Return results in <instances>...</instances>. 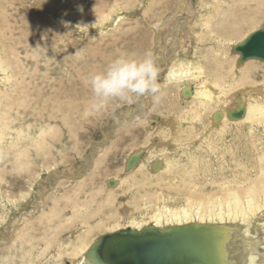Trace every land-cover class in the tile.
Returning a JSON list of instances; mask_svg holds the SVG:
<instances>
[{"label": "rangeland", "instance_id": "rangeland-1", "mask_svg": "<svg viewBox=\"0 0 264 264\" xmlns=\"http://www.w3.org/2000/svg\"><path fill=\"white\" fill-rule=\"evenodd\" d=\"M46 1H53L62 9L63 22L41 7L44 0L38 5L36 0H0V52L1 55H6L2 57L10 66L6 74L9 79L3 84L10 95L9 100L4 102L10 105V117L8 116L4 124L0 123V264L62 263L64 259L59 258L57 251L62 243L73 239L70 232L72 228L67 227L53 243L49 241L50 235L59 223L49 229L47 223L43 225L38 220L40 214L52 207L53 201L56 200L61 202L59 213L63 221L69 218L72 209H64L67 202L60 199L61 193H46L38 182L35 185V180L39 176L42 180L51 177L46 170L49 166L58 167V174H64L70 167H78L81 158L95 152V148L99 147V142H104L105 137L107 140L102 145L106 146L104 151H107H100L95 155V161L104 160V164L94 170V175L85 178L82 184L85 190L77 197L81 208L87 205L85 208L90 209V212L99 211L100 214L88 217L89 212L85 213L87 219L79 218L74 221V231L80 229L85 222H89L93 228L91 233L96 236L99 232L100 236L107 232L106 227L101 230L97 228L101 221L108 227L116 223L124 226L127 218L123 216L122 209L132 207L133 204L142 206L141 197L146 193L151 194L148 199L152 200V203L151 206L148 205V210L141 209L134 213L138 220L141 219L142 212L147 211L150 214L162 203L153 198L157 190L163 192L158 186L129 188L145 179L147 181V176L153 184L157 183L156 178L148 175L146 168H149V165L144 169L145 176L137 174L135 177L138 181L128 183L123 187V191L117 192L122 194L126 190L128 197H116L118 194L110 197L105 192L104 185L107 178L120 175L132 150L153 142L149 132L153 126L148 129L145 127L146 115L153 110V113L157 114L149 116L150 120L161 121L165 125L164 117H169L178 104L175 99L176 89H173L175 93L171 95L173 99L164 100L161 104H153V100L148 97L130 96L124 100L113 99L104 110L95 111L90 107L92 93L84 84V77L104 70L121 54L143 58L144 54L150 51L155 62L159 63L158 60L161 59L155 58V54L161 44L156 36L153 38V24L156 25L161 16H164V19L171 16L180 20L190 18L193 31L201 34L202 21L214 14L213 5L228 9L237 0ZM244 1L245 5L237 7L239 27L236 22L235 32H250L249 29H252L254 23L259 26L256 29L264 28V0ZM179 6L185 11L178 10ZM253 17L256 19L251 22L250 18ZM201 47L203 48L197 51L198 57L212 53L213 49H220L214 41L210 44L203 43ZM165 68V64L159 68L160 84L163 81L162 73H166ZM256 72L258 80L262 81L264 67ZM142 111L145 116L140 113ZM6 124L8 128L4 127ZM196 129L197 135L193 136V140L177 141L181 143L179 146L164 145L163 148L172 153L175 162L179 164V171L175 178L163 175L165 178L160 182L166 187L162 185L163 190H166L163 194L168 192L170 185H184L183 177L187 176V182L193 183L203 194H210L215 198L225 197L228 189L234 188L245 179L243 166L252 170L258 163L259 156L264 152V126L254 132H251L247 125L231 126L222 135L213 133L208 136L210 144L205 141L206 131L202 132L199 124ZM166 135L167 138H172L168 133ZM176 140L181 139L177 137ZM154 145L151 144V147ZM98 157L100 158L97 159ZM46 184L50 190V183ZM68 189L69 191H64V195L71 193L74 187ZM40 191H43V200L39 198ZM190 191L192 190L186 188L176 194L171 190L172 200L167 201V204L173 208L183 206L185 199L182 194L187 195ZM72 195L71 193V198ZM109 197L115 204H109ZM132 197H137L133 204ZM39 206H42L43 210L34 213L35 208ZM85 208L82 209L83 212H86ZM110 209L114 210L111 212ZM31 213L35 215L34 220H25L21 225L22 216H32ZM113 215L117 216L112 217ZM26 223L31 236L29 243L21 248L16 241L17 237L12 238L16 232L13 227L19 224L21 229ZM14 241L16 244L12 245ZM51 243L52 247L48 249L47 244ZM44 250L48 252L42 257ZM68 250L59 252L68 256L65 252L73 251L71 247Z\"/></svg>", "mask_w": 264, "mask_h": 264}, {"label": "bare ground", "instance_id": "bare-ground-1", "mask_svg": "<svg viewBox=\"0 0 264 264\" xmlns=\"http://www.w3.org/2000/svg\"><path fill=\"white\" fill-rule=\"evenodd\" d=\"M44 1L41 7L51 12L54 16L56 15L63 22L61 17L62 9L53 1L49 3L46 0ZM199 3L201 2L199 1ZM212 3L214 4V2ZM245 4L244 0H237L228 9L217 8L218 5L216 4V8L215 5L213 7L211 6L214 14L212 17L202 21L200 26L202 28L201 34L193 31V26H191L192 19L190 18H181L180 20V18L173 19L171 16L168 19H164L165 17L161 16L159 22L157 21L156 25H154L155 23L153 24V29L156 30H153V38L156 36L161 44L160 48L157 47L158 50L156 49L157 53L155 54V58L161 60H158L160 64H156L158 68L164 64L166 66L164 69L166 73H162L163 81L161 86L163 95L159 102L153 101V104H161L164 100H168L169 98L173 99L171 95L175 93L173 92L174 88L177 92L175 99L178 104L174 108V111L168 115L169 117H164L163 121L165 125L161 121L150 120L149 116L153 117L157 113H153V110L152 112L149 111V115H146L145 127L148 129L150 126H153L149 131L153 142L135 148L130 152L125 160L126 165L129 161L128 159L133 154L138 158L135 159L136 161H133V165L129 168L131 170H127L125 165L120 175L105 180L104 190L108 196L113 197L115 194H118L116 197L126 195V190L122 194L117 192L123 191V187L128 183L135 182V180L138 181L135 176L137 174L143 175L144 169L148 165L150 168H146L149 172L148 175L156 178L157 183L153 184L148 180L147 176V181L145 179L140 184L135 183V185L128 187L138 189L141 186L150 187L152 185L158 186L164 192L165 189L163 190L162 188L163 184L160 183L165 178L163 175L173 176L175 178V174L179 171V164L175 162L172 153H169L163 147H165L164 145L170 144H172V147L179 146L181 143L177 141L188 142L193 140V136L196 133L195 130H197V124L202 127V132L206 131V134H204L205 141L209 144L211 141L208 136L213 133L218 136L222 135L231 126L247 125L251 132H254L260 126H264V79L259 81L256 72L260 68L263 69L264 62L258 59H250L242 62L240 54L235 52V48L239 44H242L248 36L264 29H256L259 26L254 23L252 29H249L251 30L250 32H235V25L238 21L237 7H242ZM184 8H186V5ZM182 9L180 8L178 10L182 11ZM189 12H191V9H189ZM255 19V17L250 18L251 22ZM237 27H239L238 22ZM141 41L143 42L144 39ZM211 41H214L220 49H213L212 53H206L203 57H198V49L203 48L201 47L203 43L210 44ZM3 55L0 52V109L3 108L2 111L0 110V123L5 122L10 114L9 103H4L9 100L10 95L3 85L4 81L9 79V76L6 74L8 69L10 70V66L6 63L7 60L5 59V61L3 59ZM13 55H15L14 52ZM10 58L12 59V57ZM202 58H204L203 61L201 60ZM179 105L180 107H178ZM140 113L145 116L143 111ZM114 118L116 119V117ZM155 125L157 126L155 127ZM4 127H7V124ZM167 133L172 138H167ZM156 135L158 136L156 137ZM155 137L156 139H154ZM177 137H180L181 140H176ZM106 140L107 137H105L104 142ZM104 142H99V147L95 148V152L81 158L82 160L78 167H70L64 174H58L56 172L58 167L49 166L46 170L47 174H51V177L42 180L41 176H39L35 180V185L38 182L46 193H61L62 197L60 199L67 202L64 209H68V207L72 209V214H69V218L63 221V217L59 213L61 202L56 200L53 201L52 207L40 214L38 220L40 224L45 225L47 223V228L49 229H52L51 227L59 223L50 235V242H53L59 237L67 227L72 228L70 232L73 239L68 243H62L58 250L60 252H64V250L69 251L68 248L71 247L73 251L71 253L65 252L68 256H63L62 253L57 251L59 258L64 259L60 264H66L67 262L69 264H96L93 258L89 256L93 244L102 236L119 230L129 228L134 231H142L147 227L167 230L168 228L187 225L209 226L212 228L214 246L210 251L211 258L209 260L211 264H264V152L259 156L258 163L252 170L243 166L245 179L234 188L228 189L225 197L219 196L215 198L210 194H203L197 186L187 182L186 176L183 177L184 185H180V187L169 186L172 191L174 190L173 193L176 194H179V192L186 188L192 190L187 195L182 194L185 199L183 206L179 208L170 207L167 201L172 200L171 190L167 189L168 192L166 194L157 192V190L155 194L152 192L154 194L153 198L162 203L159 206L156 205L157 207L150 214L147 211L145 213L142 212L140 215L141 219L139 218L140 220H138L134 217V213L141 209L148 210V205L152 203V200L149 201L148 199L151 197V194L146 193L145 196L141 197L143 199L142 206L134 205L133 202L136 201L135 199L137 197L135 199L132 197L134 199L131 201L133 206L122 209L123 216L127 218L126 224L123 226L120 223H116L108 227L104 221H101L98 223L97 228L101 230V228L106 227L107 232L102 236L99 235L101 233L99 232V236H96L94 233H91L93 228L90 227L89 222L83 223L80 229L74 231V221H77L79 218L87 219L88 217H94L100 214L99 211L90 212V209L85 208L87 205H83L81 208V205L78 204L79 199L77 197H80L85 190V186L82 184L87 179L86 177L94 175V170L104 164V160H100V157L97 158L99 160L95 161V157H97L95 155H98L100 151H107H104L106 149V146L104 144L102 145ZM151 144L155 145L151 147ZM104 154L106 155V153ZM253 173L255 174L254 176L251 175ZM186 174L188 173L186 172ZM46 182L50 183V190L47 188ZM223 186L225 185L223 184ZM73 187L74 190L71 192L73 198H71V193L63 194L65 190L67 192L69 191L68 188ZM43 191H40L39 195L41 200H43ZM110 197L108 198L109 204L113 202V200L111 202ZM22 198L25 199V196L22 195ZM120 198L122 199L123 196ZM113 204L115 203L113 202ZM105 205H107L106 202ZM83 208H85L86 212H83ZM42 210V206L36 207L34 213ZM85 213L89 216L87 217ZM116 216L113 215L112 217ZM34 218V214L32 216H22L20 220L21 225L25 220L32 221ZM120 218L122 217L120 216ZM28 223L22 226L21 229L19 224H15L13 227L16 232L12 238L17 237L16 241L19 242L21 248L29 243L31 236L30 231H27L28 229L26 228ZM210 236L207 238H210ZM16 241L12 245H15ZM51 247L52 243L47 244L48 249ZM46 251H43L42 257L46 256Z\"/></svg>", "mask_w": 264, "mask_h": 264}, {"label": "water", "instance_id": "water-1", "mask_svg": "<svg viewBox=\"0 0 264 264\" xmlns=\"http://www.w3.org/2000/svg\"><path fill=\"white\" fill-rule=\"evenodd\" d=\"M235 52L242 62H264V29L248 36ZM135 159L138 158L134 154L128 159L127 170H131ZM212 236L209 226L187 225L167 230L147 227L142 231L126 228L99 238L89 256L96 264H211Z\"/></svg>", "mask_w": 264, "mask_h": 264}, {"label": "clouds", "instance_id": "clouds-1", "mask_svg": "<svg viewBox=\"0 0 264 264\" xmlns=\"http://www.w3.org/2000/svg\"><path fill=\"white\" fill-rule=\"evenodd\" d=\"M43 0H36L37 5ZM159 68L153 54L146 52L143 58L121 55L113 59L104 70L84 77V84L92 93L90 107L104 110L113 99L148 97L159 102L163 93L159 83Z\"/></svg>", "mask_w": 264, "mask_h": 264}]
</instances>
